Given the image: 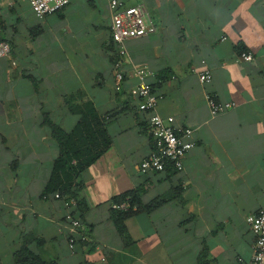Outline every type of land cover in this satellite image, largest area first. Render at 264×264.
<instances>
[{
    "label": "crops",
    "instance_id": "obj_1",
    "mask_svg": "<svg viewBox=\"0 0 264 264\" xmlns=\"http://www.w3.org/2000/svg\"><path fill=\"white\" fill-rule=\"evenodd\" d=\"M121 1L143 3L158 29L116 55L109 0H71L44 18L28 0H0L11 47L0 58V264L23 247L54 264H246L256 240L246 218L264 209V0ZM243 51L254 59L238 61ZM116 61L125 73L148 67L157 112L194 129L183 170L140 172L151 113L138 110L136 77L119 83ZM209 94L237 105L213 116ZM85 102L108 118L111 144L76 180L89 241L72 249L76 203L44 197L60 152L47 121L71 132ZM131 191L143 208L121 233L113 203Z\"/></svg>",
    "mask_w": 264,
    "mask_h": 264
},
{
    "label": "built area",
    "instance_id": "obj_2",
    "mask_svg": "<svg viewBox=\"0 0 264 264\" xmlns=\"http://www.w3.org/2000/svg\"><path fill=\"white\" fill-rule=\"evenodd\" d=\"M34 13L44 18L57 13L66 7L71 0H28ZM111 12V34L112 39L120 47V53L125 54V41L132 38L143 37L156 33L158 26L146 6L143 3L128 6L121 0H109ZM11 58V47L9 43L0 41V58ZM254 56L251 52H242L237 58L238 61H252ZM15 64V62H13ZM120 61L115 63L116 78L123 82L127 76H134L138 83L132 90V95L138 99L139 111L151 113L149 116V129L153 148L150 153L140 163L139 170L142 174L150 171H164L172 168L175 171L184 169V158L196 146L193 139L194 129L176 124L173 116L164 117L157 112V106L161 96H159L149 81L154 73L146 66H136L131 73L119 70ZM202 83L212 81V73L209 70L203 71L199 75ZM119 90L120 87L118 86ZM207 102L213 116L222 114L235 107V102H220L215 95H207ZM56 198H61L59 193ZM113 208L128 210L131 208L129 202L113 204ZM133 209H136L135 207ZM72 234L78 233L81 241L89 239L84 224L75 219L71 214L66 215ZM251 227L256 240L253 245V255L246 264H264V209L255 215L246 218ZM77 238L69 239L70 248L74 249ZM105 262L106 260L103 259Z\"/></svg>",
    "mask_w": 264,
    "mask_h": 264
},
{
    "label": "trees",
    "instance_id": "obj_3",
    "mask_svg": "<svg viewBox=\"0 0 264 264\" xmlns=\"http://www.w3.org/2000/svg\"><path fill=\"white\" fill-rule=\"evenodd\" d=\"M115 54H121L120 48L115 51ZM117 62L119 61H116V63ZM66 100L71 104V102H73V97H66ZM78 110L80 119L71 132H66L58 124L49 120L47 121L51 127L53 138L60 146V152L55 160L53 173L47 185L44 197L51 196L52 193H59L61 198L64 197L66 201L73 200L77 205V209L69 214L84 224L80 211H84L83 206H85V202L79 199V186L76 180L80 177L81 173L88 166L93 164L109 147L111 144V137L105 123V120H108V118H102L91 103H83ZM125 201L129 202L131 205L130 209L124 211L113 208V211L118 217L117 223L121 233H123L124 229L122 224L123 220L143 208L140 207L138 191H131L115 200L113 204ZM165 201H167L166 197L153 200L145 208L146 210L155 209ZM134 207L136 209H133ZM65 221L69 226V222L66 218ZM71 237L77 238L75 246L78 243L82 244L89 241V239L87 241H81L78 233H71L69 239ZM15 262L16 264H54L43 261L28 247H23L22 250L16 254Z\"/></svg>",
    "mask_w": 264,
    "mask_h": 264
}]
</instances>
